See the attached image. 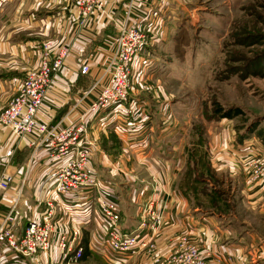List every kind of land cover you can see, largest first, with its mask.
<instances>
[{
  "label": "crops",
  "instance_id": "1",
  "mask_svg": "<svg viewBox=\"0 0 264 264\" xmlns=\"http://www.w3.org/2000/svg\"><path fill=\"white\" fill-rule=\"evenodd\" d=\"M73 1L0 0V112L17 96L21 82L27 73L37 68L45 53L53 57L62 48H67L68 56L60 72L51 79L37 120L58 127L71 123L85 127L86 139L94 145L89 168L95 174L100 193H113L118 198L123 231H138L146 204L155 201L161 219L158 229L153 234L140 231L141 242L153 244L152 252L168 256L188 239L193 241L192 245L200 254L211 255L218 264H264L263 235L245 230V233L237 232L236 237L233 228L231 231L222 227V219L192 215L183 195L175 188L178 174L174 164L183 163L181 155L177 157L173 152L181 145V139L177 141L182 135L178 131L181 128H177L179 122L169 117L168 111H151L146 96L153 93L152 88L137 86L141 73L149 71L158 60L149 51L154 44L143 48L134 64L130 78V106L122 109L112 106L101 113H87L88 105L99 89L86 98H82V93L103 75L128 0H106L104 9L94 12L84 26H79L71 14ZM149 3L152 6H148ZM182 3V0L138 1L133 6L130 22L137 28L147 27L153 15L161 14L172 23L177 19L178 8L183 10ZM82 64L89 66L85 76L79 73ZM160 79L164 78L161 76ZM75 103L78 106L67 115ZM109 133L118 141V156L108 153L111 146V142H107ZM38 142V138H17L7 128L0 127V176L11 178L8 188L0 190V224L13 209V238L23 235L29 221H42L45 202L51 199L56 226L66 233L74 228L81 231V242L86 247L82 264L90 261L152 264L154 253L151 249L144 251L141 247L134 254L118 255L105 246L98 190L66 196L51 194L50 187L59 162L49 157L50 151L44 145L36 147ZM211 145L217 150L213 153L215 162L222 163L231 173L238 165L250 164L255 155L264 154L262 141L252 136L238 143L232 129L219 132ZM246 170L243 172L248 175ZM156 179L159 183L153 184ZM246 192L248 203L260 204L264 213V185L255 184ZM49 261V257L42 254L21 259L8 249L4 240H0V264H49ZM52 261L61 262L55 248Z\"/></svg>",
  "mask_w": 264,
  "mask_h": 264
},
{
  "label": "rangeland",
  "instance_id": "2",
  "mask_svg": "<svg viewBox=\"0 0 264 264\" xmlns=\"http://www.w3.org/2000/svg\"><path fill=\"white\" fill-rule=\"evenodd\" d=\"M182 2L176 21L162 19L160 39L149 50L158 60L153 59V67L141 73L137 86L152 88L153 93L146 96L151 111H168L179 122L177 128L181 129L177 130L182 135L177 141L181 139V145L173 152L181 155L183 163L174 164L178 174L175 188L183 193L189 213L222 219V227L233 228L236 237L245 230L264 236L262 208L258 203L249 204L245 197L251 186L264 185V173L253 177L252 162L238 165L231 173L215 162L217 150L211 147L219 132L235 131L240 125L247 129L252 123L264 128V0ZM217 106L222 111L237 108L244 116L231 120L212 116ZM107 142H111L109 155L118 156L116 138L109 133ZM152 182L159 183L158 179ZM150 202L157 209V203L147 204ZM185 240L182 243L193 244ZM151 248L153 244L144 251ZM214 261L219 263L211 255L206 258V264Z\"/></svg>",
  "mask_w": 264,
  "mask_h": 264
},
{
  "label": "built area",
  "instance_id": "3",
  "mask_svg": "<svg viewBox=\"0 0 264 264\" xmlns=\"http://www.w3.org/2000/svg\"><path fill=\"white\" fill-rule=\"evenodd\" d=\"M138 1L146 3L152 0L127 1L103 75L82 93V98H86L99 89L95 99L88 105L87 113H101L112 106L122 109L131 104L130 78L134 64L143 48L160 39L159 34H162L164 27V17L161 14L153 15L147 27L137 28L132 25L130 16ZM105 3L106 0H74L71 14L79 26H84L94 12L104 9ZM148 6H152V3ZM68 53L67 48H62L53 57L45 53L37 68L27 73L21 82L17 96L0 112V127L7 128L17 138H38L36 147L44 145L50 151L49 157L59 162L50 187L51 194L57 196L85 190L99 191L95 174L89 168L94 145L86 139L85 127L75 123L58 127L37 120L39 107L51 85V79L62 69ZM79 73L87 75L89 66L82 64ZM77 106L78 103H75L71 111H67V115L73 113L72 110ZM254 157L252 163L255 171L252 175L257 177L264 173V154ZM10 180V177L1 175L0 190H6ZM97 203L99 217L105 228L104 244L113 254L131 255L141 247L148 248V243L141 242L140 231L153 233L161 220L153 202L143 210L138 231L130 233H125L122 229L119 200L113 193L99 191ZM45 207L42 221H29L18 239L12 236V209L0 224V240H4L8 249L24 260L42 254L49 257V264H80L84 252L81 231L76 228L68 233L61 231L53 220L55 207L51 199L46 200ZM180 245L165 257L154 253L151 257L152 264H206L208 254H200L194 245ZM54 248L61 256L59 263L52 261Z\"/></svg>",
  "mask_w": 264,
  "mask_h": 264
},
{
  "label": "trees",
  "instance_id": "4",
  "mask_svg": "<svg viewBox=\"0 0 264 264\" xmlns=\"http://www.w3.org/2000/svg\"><path fill=\"white\" fill-rule=\"evenodd\" d=\"M211 115L215 117H219L220 119H229V120L235 119L237 117L241 118L242 116H244L243 113L239 111L237 108H234L230 111H222L221 108H219V106H217L213 111H211ZM246 122H247L246 119H243V121H241L242 124H245ZM242 127L243 125L242 126L240 125V127L239 126L235 127V132L237 133L236 142L241 143L243 140H246L254 136L264 143V128L258 127L257 123H252L247 129L246 128L242 129ZM181 194L183 195L182 192ZM82 245H83V251L85 252L86 249L85 244ZM84 252L82 255V259L85 255Z\"/></svg>",
  "mask_w": 264,
  "mask_h": 264
}]
</instances>
